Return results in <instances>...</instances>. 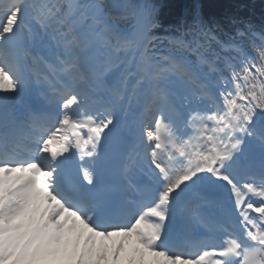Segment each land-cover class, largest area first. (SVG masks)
<instances>
[{"label":"snow or ice","instance_id":"obj_1","mask_svg":"<svg viewBox=\"0 0 264 264\" xmlns=\"http://www.w3.org/2000/svg\"><path fill=\"white\" fill-rule=\"evenodd\" d=\"M162 8L0 0V264H264V31Z\"/></svg>","mask_w":264,"mask_h":264},{"label":"trees","instance_id":"obj_2","mask_svg":"<svg viewBox=\"0 0 264 264\" xmlns=\"http://www.w3.org/2000/svg\"><path fill=\"white\" fill-rule=\"evenodd\" d=\"M157 1L164 5L161 18L165 27L178 24L192 3V0ZM200 3L204 19L218 23L226 33L234 34L237 28L248 25L256 31H264V0H200ZM225 38L221 34V39ZM244 46L251 50L248 38H245Z\"/></svg>","mask_w":264,"mask_h":264}]
</instances>
